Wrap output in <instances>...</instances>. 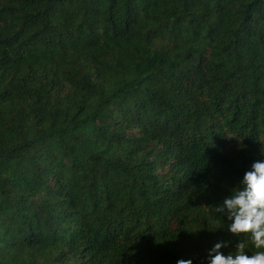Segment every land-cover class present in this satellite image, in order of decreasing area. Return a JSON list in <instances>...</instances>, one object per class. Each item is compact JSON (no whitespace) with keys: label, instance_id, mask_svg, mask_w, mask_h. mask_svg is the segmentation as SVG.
<instances>
[{"label":"trees","instance_id":"1","mask_svg":"<svg viewBox=\"0 0 264 264\" xmlns=\"http://www.w3.org/2000/svg\"><path fill=\"white\" fill-rule=\"evenodd\" d=\"M258 150L264 0H0V264H201Z\"/></svg>","mask_w":264,"mask_h":264},{"label":"clouds","instance_id":"2","mask_svg":"<svg viewBox=\"0 0 264 264\" xmlns=\"http://www.w3.org/2000/svg\"><path fill=\"white\" fill-rule=\"evenodd\" d=\"M244 147L239 144L238 150ZM235 184V191L230 186L214 203L213 215L223 226L212 232L221 235L201 264H264V159L253 160ZM175 264H193V259L178 258Z\"/></svg>","mask_w":264,"mask_h":264}]
</instances>
